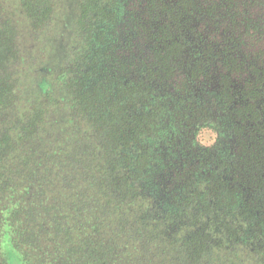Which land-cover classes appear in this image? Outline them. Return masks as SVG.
<instances>
[{"label":"trees","instance_id":"1","mask_svg":"<svg viewBox=\"0 0 264 264\" xmlns=\"http://www.w3.org/2000/svg\"><path fill=\"white\" fill-rule=\"evenodd\" d=\"M30 58L0 4V264H264V0H79Z\"/></svg>","mask_w":264,"mask_h":264},{"label":"rangeland","instance_id":"2","mask_svg":"<svg viewBox=\"0 0 264 264\" xmlns=\"http://www.w3.org/2000/svg\"><path fill=\"white\" fill-rule=\"evenodd\" d=\"M5 16L12 18L19 30V39L22 46L29 53V63L43 64L45 62L61 64L64 55L68 53V46L74 41V29L79 14V0H54V11L52 18L44 26L36 29L31 25L28 14L22 7L21 0H0ZM59 59L58 61H56ZM34 65H30L29 74L33 75ZM58 69V68H55ZM55 72L50 73L55 76ZM51 78V76H49ZM57 77V76H55ZM54 77V78H55ZM54 117L67 118V108L56 103H52ZM205 143H211L214 140V134L206 131L202 136ZM4 249L7 259L10 263L18 261L20 258L9 242L7 235H4Z\"/></svg>","mask_w":264,"mask_h":264}]
</instances>
